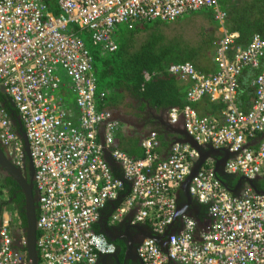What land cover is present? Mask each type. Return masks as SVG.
<instances>
[{"label":"built area","instance_id":"built-area-1","mask_svg":"<svg viewBox=\"0 0 264 264\" xmlns=\"http://www.w3.org/2000/svg\"><path fill=\"white\" fill-rule=\"evenodd\" d=\"M209 7L222 27L216 68L205 73L191 61L170 65L191 84L185 105L169 109V121L176 124L182 116L198 142L228 147L226 171L264 177V134L258 145H247L249 138L264 133V37L254 33L245 46L232 48L239 32L225 26L223 0H56V9L42 0H0V88L13 101L30 142L38 194L39 264H92L102 253L115 250L94 229L102 208L118 198L124 186L107 158L108 150L131 182L114 218L137 207L131 223L146 224L156 234L172 228L166 249L154 237L138 245L144 264H264V192L248 183L240 194L232 192L219 177L215 160L208 159L210 164L192 179L190 192L207 204L211 219L198 227L195 217L181 214L176 226V189L190 173L198 150L175 141L161 158L155 130L142 139L141 157L110 147L119 121L98 105L107 91L98 92L94 55L79 34L87 30L95 45L114 51L124 22L132 26L144 20L170 21ZM247 70L254 71L249 77L255 98L245 109L239 89ZM205 96L225 103L221 116L201 113L194 106ZM69 102L76 106L77 117ZM0 141L15 164L23 166L24 141L2 100ZM23 243L5 213L0 264H27Z\"/></svg>","mask_w":264,"mask_h":264},{"label":"trees","instance_id":"trees-1","mask_svg":"<svg viewBox=\"0 0 264 264\" xmlns=\"http://www.w3.org/2000/svg\"><path fill=\"white\" fill-rule=\"evenodd\" d=\"M42 1L56 9V0ZM223 6L227 10L225 26L229 30L239 32L231 45L232 48L245 46L254 33H259L264 37V0H223ZM191 13L194 14V11L187 15L194 17ZM183 16L170 21L162 19L138 21L132 26L125 24L121 28L119 25L117 30L119 47L114 51H105L95 45L87 30L79 31L94 55L98 92L107 91L106 95L98 100L100 108L110 109L113 112V107L120 103H128L129 99L136 100L137 107L141 110H146L148 106L159 111L166 107L185 105L187 99L182 102L180 88L177 84L178 73L171 71L169 67L173 63L191 61L199 70L205 73L213 72L216 68L215 54L222 36V27L218 22L209 23V19H216L214 12L213 17H206L207 21L196 24H189L182 20ZM177 20H182L186 24H169ZM72 28L77 30L78 26L73 25ZM247 71V80L242 81L241 79L239 89V100L245 109L250 108L255 98L254 86L249 77L254 71ZM194 106L201 113L221 116L225 103L205 96L199 104L194 103ZM6 107L13 116L16 130L21 133L23 123L21 124L16 108L8 105ZM107 158L115 175L124 180L121 194L113 202L117 206L129 192L131 182L124 178L122 167L119 163H114L115 158L111 159L108 156ZM209 164L207 162L205 166ZM218 175L230 186H234L239 179L238 174L229 171L219 172ZM256 183L259 188H263L264 177H258ZM8 185H13L9 192L11 197L14 192L13 188L20 187V185L11 175L6 176L5 183L2 182L3 189ZM20 195L23 197V193L18 194L17 200L20 199ZM7 203L9 200L5 202V205H0V214L2 215L8 208L18 213L24 227V232L19 236V239H22L25 236L27 223L25 209H18L15 205L9 206ZM200 205L202 210H208L207 204L200 202ZM22 250L27 260V250L26 248Z\"/></svg>","mask_w":264,"mask_h":264},{"label":"crops","instance_id":"crops-1","mask_svg":"<svg viewBox=\"0 0 264 264\" xmlns=\"http://www.w3.org/2000/svg\"><path fill=\"white\" fill-rule=\"evenodd\" d=\"M246 75L247 73H244L241 78L242 81L247 80ZM177 84L180 88L179 91L181 92L182 102H184L187 99L186 92L191 84V81L182 73H178ZM0 100H2L4 104L15 108L13 101L10 99V97H8V95L2 88H0ZM194 103L199 104L200 100ZM69 108L72 114L77 117L78 110L73 102H69ZM169 109V107H166L157 111L156 108L148 106L146 110H141L137 107L136 100L132 101V99H129L128 103H120L118 106L113 107V112L115 110H118L119 112V116L117 114L114 116L119 121V127L115 133L114 142L111 144L110 147H119L127 151L134 157H141L144 153L143 147L141 145L142 139L146 135H148L152 130H155L159 134V143L157 145L156 150L160 154L161 158L166 157L170 152L172 142L175 139L181 137V135L177 131L167 128L165 124L160 120L161 118L163 120H169ZM174 125L175 128L184 127V118L181 116L179 122ZM263 134L264 133L258 134L253 138H249L247 140V145H258L260 138ZM99 137L101 140L105 139L104 124L100 127ZM106 154L111 159L114 158L110 150H108ZM219 157L223 158L224 155H220ZM214 159V157L210 158V160L213 161ZM116 162L117 161H115L114 163ZM223 171H226V169L224 168ZM176 193L178 206L183 208V214H188L195 217L198 221V227H201L204 223L208 222L211 219V215L209 214L208 210H202L199 200L194 197L192 201L188 200L185 191L181 187V185L176 189ZM113 202L114 200L108 201V203L102 208L99 219L94 223V229L96 232L103 234L109 242L113 243L114 246H116V248L118 246H121V258H124L127 241L125 236L131 237L133 233V230L129 232V230L125 228L124 224H131V219L136 213L137 207H132L128 210V212H126L119 218H114L115 205L113 204ZM180 217L177 218L175 222L176 226L181 224ZM108 261L109 259H107V253H102L96 263L99 262V264H107ZM78 264L90 263L80 262Z\"/></svg>","mask_w":264,"mask_h":264},{"label":"water","instance_id":"water-1","mask_svg":"<svg viewBox=\"0 0 264 264\" xmlns=\"http://www.w3.org/2000/svg\"><path fill=\"white\" fill-rule=\"evenodd\" d=\"M19 117V116H18ZM20 119V117H19ZM161 122L165 124L167 128L171 130L177 131L181 137L175 139V141L179 142H188L194 148L198 150L199 156L194 161L190 173L187 175L185 180L182 182L181 187L184 189L185 194L188 200L192 201L193 196L190 192V183L194 176L199 172V170L203 167V165L210 158H215V168L217 173L222 172L225 168V163L229 158L231 152L228 147L225 146H215L213 144H202L198 142L194 136H192L185 127L175 128V125L172 124L169 120L160 119ZM21 121V119H20ZM22 124V121H21ZM23 127V124H22ZM25 148V159L28 160V164L30 169L32 170V176L29 179L28 173L25 170L28 164L25 162L23 166H19L15 164L13 159L8 155L5 147L2 145L0 141V168L5 170L8 174H10L20 185L23 190L26 198V226H25V239L24 243L21 244L23 248L27 250V264H39L40 263V254L37 247V238H38V229H37V218H38V194L35 189L34 183V173L35 167L32 160L31 150H30V142L29 139L22 129L20 133ZM172 142V143H173ZM220 155H224V157H219ZM224 184L228 187L229 190L236 194H240L243 186L248 183L252 187H254L257 191L264 192V188H259L256 183V178H249L245 175H240L238 181L234 186H230L225 180L222 179ZM116 207V206H115ZM184 213L183 208L178 206L175 218H179L181 214ZM131 226L134 228L141 230L142 232V240L146 237H154L156 238L160 245L166 249L168 236L172 232V228L168 226V228L162 234H156L152 231V229L143 223H131ZM138 245L133 243L132 239L126 241V250L124 258H121L122 248L118 246L114 251L107 252V259L109 261L107 264H144L143 260L139 256L138 253ZM111 256V257H110ZM94 264V263H92ZM99 264V263H96Z\"/></svg>","mask_w":264,"mask_h":264},{"label":"flooded vegetation","instance_id":"flooded-vegetation-1","mask_svg":"<svg viewBox=\"0 0 264 264\" xmlns=\"http://www.w3.org/2000/svg\"><path fill=\"white\" fill-rule=\"evenodd\" d=\"M114 112H113L114 116L116 114L119 116L118 110L115 113ZM25 162L28 164V160L27 159H25ZM25 170L27 171L28 177L30 179L31 176H32V173H31L32 170L30 169L29 164H28V166H27V168ZM1 171L5 172V174L0 175V181H1V184H2V182H4V183L6 182V176H8L10 174H8L5 170L0 168V173H1ZM12 187H13V185H8V187H5L3 193L0 195V205H5V202L9 200V203H7V205H9V206L15 205L18 209H25V207H26V198H25V194H24L23 190L21 189V187H14L13 188L14 189L13 195L10 197L9 192H10V189H12ZM5 190H7L8 192L5 191ZM20 192L23 193V197L20 195V199L17 200L18 194ZM7 196H9V197H7ZM6 210H8V209H6ZM124 226H125V228H127L129 230V232H131L133 230V233H132L131 237H126L125 236L126 240L128 241L129 239H132L134 244L139 245L142 242V237H143L141 230H138V229L134 228L129 223H127V224L125 223ZM16 237H18V234H16ZM115 249H116V246H115ZM98 260H99V258H98Z\"/></svg>","mask_w":264,"mask_h":264},{"label":"rangeland","instance_id":"rangeland-1","mask_svg":"<svg viewBox=\"0 0 264 264\" xmlns=\"http://www.w3.org/2000/svg\"><path fill=\"white\" fill-rule=\"evenodd\" d=\"M212 14H213V10H212V8L209 7V8L196 10V11H194V14L191 13V15L194 17H191L190 15L186 14L183 16L182 20L187 21L189 24H192V23L196 24L199 22L207 21L206 17H213ZM182 20L171 21L169 24L178 23L179 25H185L186 22H183ZM215 22L219 23V21L216 19H212V20L209 19L210 24H214ZM125 24H127V23L124 22L123 24H121L120 28L124 27ZM64 74H65V71L62 70V75H64ZM2 174H5V172L1 171L0 175H2ZM2 189H3V186H2L1 181H0V195L3 193ZM5 213H7V215H9L11 220H12L13 234L14 235L18 234V237L20 235H22V233L24 232V227L22 226V218H20V216L18 215V213L16 211L12 210L11 208H8V210H5L3 212V214L0 216V222L2 221V218L4 217ZM23 239H25V236H23Z\"/></svg>","mask_w":264,"mask_h":264}]
</instances>
